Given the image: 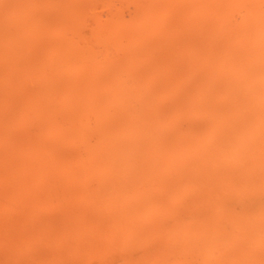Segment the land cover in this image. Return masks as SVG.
Wrapping results in <instances>:
<instances>
[{
  "label": "bare ground",
  "instance_id": "1",
  "mask_svg": "<svg viewBox=\"0 0 264 264\" xmlns=\"http://www.w3.org/2000/svg\"><path fill=\"white\" fill-rule=\"evenodd\" d=\"M0 264H264V0H0Z\"/></svg>",
  "mask_w": 264,
  "mask_h": 264
}]
</instances>
